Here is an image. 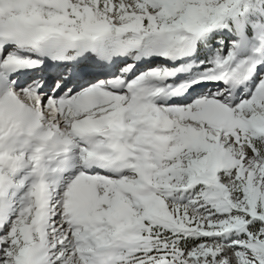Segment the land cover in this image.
Instances as JSON below:
<instances>
[{
    "label": "snow or ice",
    "instance_id": "snow-or-ice-1",
    "mask_svg": "<svg viewBox=\"0 0 264 264\" xmlns=\"http://www.w3.org/2000/svg\"><path fill=\"white\" fill-rule=\"evenodd\" d=\"M0 264H264V0H0Z\"/></svg>",
    "mask_w": 264,
    "mask_h": 264
}]
</instances>
